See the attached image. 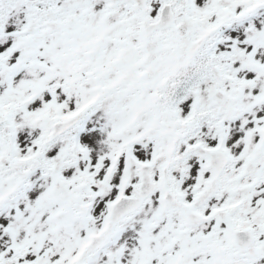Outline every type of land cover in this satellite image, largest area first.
<instances>
[{
    "label": "snow or ice",
    "instance_id": "6c2138e0",
    "mask_svg": "<svg viewBox=\"0 0 264 264\" xmlns=\"http://www.w3.org/2000/svg\"><path fill=\"white\" fill-rule=\"evenodd\" d=\"M0 264H264V0H0Z\"/></svg>",
    "mask_w": 264,
    "mask_h": 264
}]
</instances>
